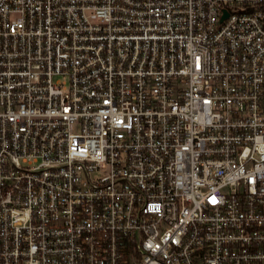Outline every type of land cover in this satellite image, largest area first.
<instances>
[{"label": "built area", "instance_id": "2783aa9c", "mask_svg": "<svg viewBox=\"0 0 264 264\" xmlns=\"http://www.w3.org/2000/svg\"><path fill=\"white\" fill-rule=\"evenodd\" d=\"M0 264H264V0H0Z\"/></svg>", "mask_w": 264, "mask_h": 264}]
</instances>
